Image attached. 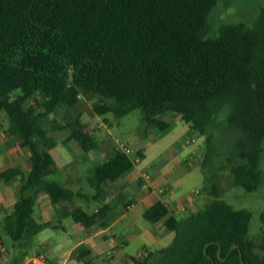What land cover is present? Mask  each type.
<instances>
[{"label": "trees", "instance_id": "1", "mask_svg": "<svg viewBox=\"0 0 264 264\" xmlns=\"http://www.w3.org/2000/svg\"><path fill=\"white\" fill-rule=\"evenodd\" d=\"M218 1L0 0V110L7 112L20 145L29 148L32 165L23 184L31 192L20 194L3 229L23 253L49 225L33 215L41 191L62 215L85 227L107 225L109 203L92 212L65 206L77 196H90L52 177L50 149L57 142L43 123L46 115L75 107L82 93L92 92L101 98L94 105L98 114L124 116L140 108L149 126L166 131L171 122L163 115L176 112L205 136L201 166L209 201L181 216L163 200L145 209L147 220H163L175 237L167 246L133 257L131 264H264V211L261 232L252 238V211L228 203L219 182L225 163L233 183L247 191L264 182V5L254 24H223L218 35L208 36V17ZM31 101L44 110L37 111ZM221 113L225 124L220 128ZM69 115L63 124L52 125L67 129L65 140H75L82 151L96 149L98 139L80 116ZM221 158L224 163L214 173L205 170ZM134 165L131 154L116 145L88 175L96 189L92 197L103 195L105 185ZM16 172L10 168L3 175ZM82 249V256L90 253ZM85 264L97 263L89 259Z\"/></svg>", "mask_w": 264, "mask_h": 264}, {"label": "rangeland", "instance_id": "2", "mask_svg": "<svg viewBox=\"0 0 264 264\" xmlns=\"http://www.w3.org/2000/svg\"><path fill=\"white\" fill-rule=\"evenodd\" d=\"M264 5V0H219L215 7L211 10L208 21L209 28L207 31L208 36H215L220 33V29L223 24L246 22L250 25L254 24L261 12V8ZM20 90H17L18 93ZM38 93L37 99L42 101V96ZM100 96L88 92L82 93L81 101L72 108L63 106L59 108L57 114H48L43 118L44 125L49 130V136L56 140L57 145L50 149L58 163H64L67 159L71 158L74 161L68 164L64 168L58 166L55 169L53 178L59 179L66 186H70V178L74 180L73 187L77 193H96L95 187H93L87 180L91 170L109 158L113 152L115 146H119L124 143L132 151L130 152L133 159L136 158L137 149H143L145 157L142 162L135 163V166H141L146 173L154 174L160 169H177V173L181 175L184 169L190 170L192 173L186 176L183 180V186L179 191L186 193L189 196H195L202 200L200 204L203 207L210 199L209 194L205 190V177L203 172L190 165L189 161H185V158L191 156L195 159L196 148L200 140L205 138L200 132L192 130L190 125L184 121L179 113L168 112L163 115L165 119L171 122V127L166 131H160L158 128L149 126L143 120V113L140 108H135L124 116H117L114 112L108 111L103 114H98L94 105L100 102ZM108 102H112V99L107 98ZM36 107L37 111H43L44 108L38 105L36 101H31ZM30 103V101H29ZM41 103V102H40ZM0 112H6L0 110ZM70 114V115H69ZM76 117L80 116L81 121L85 124L87 129L92 132L98 139V147L90 152H84L80 149L79 145L74 140L67 142L65 139L68 135L67 129L55 128L52 123L63 124L67 116ZM217 127L220 128L225 124V113L219 114L216 119ZM11 127L9 116L6 115L5 119L0 120V132L4 129ZM221 140V139H219ZM222 143V140L219 142ZM202 146L199 154L201 159L205 154V142ZM264 147V141H263ZM122 148V147H121ZM4 147L0 148L2 151ZM26 150L29 148L25 147ZM200 162L202 160H199ZM224 160L216 159V161L208 166L205 170L214 173ZM213 165V167H211ZM223 169L220 170L219 182L223 189V198L233 205L235 208L246 207L252 211V218L249 226V236L257 237L263 225L262 212L264 211V182L256 190L247 191L242 186L235 185L233 183L231 166L228 164L223 165ZM260 168L264 172V152L260 163ZM76 171H73V170ZM68 171H73V175L68 174ZM143 190L148 188V183L145 181L140 185ZM108 193V190L106 191ZM47 194V193H46ZM128 195V194H127ZM168 195V194H165ZM103 196V195H102ZM76 205L84 207L86 210L91 211L94 207L102 206L105 202L99 198L90 197L85 198L77 196L75 198ZM113 204V202H109ZM65 204V203H63ZM67 208H70L71 204H65ZM34 217L38 221L44 222L46 217L41 216L39 203H35ZM56 208V206H54ZM62 211L56 208L52 213L53 226L44 225L42 230L33 236V242L28 246V250L23 253L24 248L17 247L11 236L3 229L0 224V233L5 239V246L9 250L11 258L13 254L19 253L20 258L29 257L36 249L40 250L47 256V249H51V255L57 261V264H62L65 260L68 263L69 255L78 243L81 241L85 246L88 244V233L85 228L80 229L78 223L72 216L62 215ZM190 212L179 211L178 215H184ZM145 221L146 219L143 218ZM44 224V223H42ZM164 242L157 244V247L164 246ZM170 243V242H168ZM89 246V244H88ZM111 249L110 243H105L100 249H93V256L91 257L97 264H116L114 258L108 255V250ZM78 252V250H77ZM76 252V253H77ZM133 253H137L135 248ZM59 261V262H58ZM6 261L0 259V264ZM12 260L10 259V264ZM81 264H84V260H80Z\"/></svg>", "mask_w": 264, "mask_h": 264}, {"label": "crops", "instance_id": "3", "mask_svg": "<svg viewBox=\"0 0 264 264\" xmlns=\"http://www.w3.org/2000/svg\"><path fill=\"white\" fill-rule=\"evenodd\" d=\"M6 115H8L7 112H0V120L1 118L5 119ZM204 142L205 138H202L196 148H193L197 154L195 155V159H192L191 156L185 158V161H189L190 165L195 166L201 171L202 166L199 160L202 159L199 151H201L202 146H204ZM1 147H4V149L0 151V224L3 227L5 215L13 209L20 194L22 192L27 194L31 192L29 188L23 189V184L24 178L30 172L32 165L30 150H26L25 147L20 145L19 138L11 131L10 127L0 132V148ZM141 151L143 152V157L137 155L136 158L139 157L142 162L145 153L143 149ZM54 160L55 169H57L58 166L64 168L74 161V159L69 158L64 163H58L55 157ZM10 168H16L17 172L15 175L8 178L4 176L3 173ZM143 169L144 168L140 165H137L116 182L105 185L103 196L101 195L99 199L104 200L105 203L113 202V204L109 203L110 209L106 219L107 225L85 227L77 222L80 229L85 228L87 230V242L89 246L88 244L82 246L83 243L80 241L69 255V264H81L80 260H84L85 264L86 260L92 259L91 257L94 253L93 249H100L105 243L111 244V249L107 252L110 257L114 258L116 264H131L133 257L142 255L148 250L159 248L156 245L160 242H164V246H167L175 237V231H170L163 220L158 222L147 220L144 217L145 209L158 200L165 201L177 215L179 211H193L201 207L200 204L202 200L195 196H189L184 192L181 194L179 192L183 186L184 178L192 173L190 170L184 169V172L179 175L176 168L160 169L157 170L156 173L150 174L151 178L147 179L146 175L149 173H146L144 176ZM73 171L76 170L74 169ZM73 171H70V173L68 171V174L72 176ZM145 181L148 183V188L143 190L140 185ZM66 182H70V186L67 187L76 191L73 187L74 180L72 178ZM107 190L108 193H106ZM46 193V191H41L38 194L36 203H39L41 216L47 219L42 222L34 218L39 223H49V225L53 226L54 223L51 219L52 213L54 210L56 212V208L60 209V206L58 207L53 204L50 195ZM94 194L91 193L88 195L92 197ZM70 204L71 206L68 209L76 205L75 200ZM54 206H56V208H54ZM98 207H100V205L94 207L90 212L97 210ZM143 218L146 220L144 221ZM32 242L33 237L31 238V243ZM80 248H83L82 250L84 252L89 250L90 253L86 256H82L80 254ZM135 248L137 249V253H133ZM50 250L51 249H47L46 252L47 260L50 264H57V261L51 255L52 250ZM36 251L40 252L38 249L34 252ZM8 252L9 250L5 246V239L0 233V259L6 261L5 263L3 262V264H10V259L12 260V264H38L36 261L32 260L31 257L28 259L20 258L19 253L16 252L11 258ZM16 257H18V259H16ZM66 261L67 260L62 264H66Z\"/></svg>", "mask_w": 264, "mask_h": 264}, {"label": "built area", "instance_id": "4", "mask_svg": "<svg viewBox=\"0 0 264 264\" xmlns=\"http://www.w3.org/2000/svg\"><path fill=\"white\" fill-rule=\"evenodd\" d=\"M119 147H122L124 150H126V152L130 153L132 150L126 146L124 143H122L121 145H119ZM140 162V158L137 157L135 159V163H139ZM146 178L147 179H150L151 178V175L150 174H147L146 175ZM32 260L36 261L38 264H50L47 260V256L45 253L43 252H39V251H36L33 253L32 255Z\"/></svg>", "mask_w": 264, "mask_h": 264}, {"label": "water", "instance_id": "5", "mask_svg": "<svg viewBox=\"0 0 264 264\" xmlns=\"http://www.w3.org/2000/svg\"><path fill=\"white\" fill-rule=\"evenodd\" d=\"M213 264H215V261H213Z\"/></svg>", "mask_w": 264, "mask_h": 264}]
</instances>
